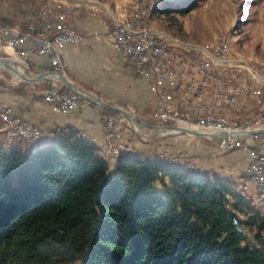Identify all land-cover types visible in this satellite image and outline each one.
<instances>
[{"label": "trees", "instance_id": "trees-1", "mask_svg": "<svg viewBox=\"0 0 264 264\" xmlns=\"http://www.w3.org/2000/svg\"><path fill=\"white\" fill-rule=\"evenodd\" d=\"M31 145L0 153V264H264L236 182L131 156L110 168L74 135Z\"/></svg>", "mask_w": 264, "mask_h": 264}, {"label": "built area", "instance_id": "built-area-1", "mask_svg": "<svg viewBox=\"0 0 264 264\" xmlns=\"http://www.w3.org/2000/svg\"><path fill=\"white\" fill-rule=\"evenodd\" d=\"M77 7L67 0H44L38 10L27 14L23 25L0 23V58L14 60L24 74H30L34 58H46L51 71L65 75L62 52L67 45L75 46L82 40V35L70 24ZM126 13L127 17L110 22L106 35L112 50L126 59L137 76L149 82V91L156 97V109L149 116L152 125L205 133H247L264 129V65H250L229 40H218L211 45L185 43L149 28L148 12L141 0H127ZM9 50L13 57L8 56ZM50 82L38 89V93L54 110L67 114L81 103L69 91L61 92L57 82ZM116 121L124 124L126 120L121 116L106 118V144L99 150L110 168L120 156L142 159L114 142ZM133 129L145 137L156 133L165 136L153 130ZM55 134L81 138L67 128L58 129ZM262 136L216 141L227 150H242L247 154L249 163L244 179L254 188V193L248 194L244 181L235 190L264 223V156L255 147V141ZM44 138L38 127L0 105V153L10 150L8 143L35 144ZM170 163L182 170H191L177 161Z\"/></svg>", "mask_w": 264, "mask_h": 264}, {"label": "crops", "instance_id": "crops-1", "mask_svg": "<svg viewBox=\"0 0 264 264\" xmlns=\"http://www.w3.org/2000/svg\"><path fill=\"white\" fill-rule=\"evenodd\" d=\"M7 7L0 9L2 20L12 26L24 22L22 7L14 6V3L8 4ZM83 12V8L77 7L70 21L71 26L82 35V40L75 46L67 45L62 52L65 76L78 87L112 105L122 108H128V106L138 109L150 108L154 112L156 97L149 91V82L137 76L126 59L114 52L110 46L106 35L107 26L110 24L109 20L100 16L95 10L82 15ZM7 53L10 57L14 56L11 50ZM48 71H51V68L46 58H34L32 60L29 71L31 75ZM35 86L38 87V83H35ZM33 87L31 86L32 89H35ZM35 90V92L21 94L9 92L0 95L1 106L9 107L16 116L35 125L45 134L43 140L32 144L30 147L35 148L38 145L51 144L56 139L55 131L64 128L80 134L82 139L98 150H101L106 144L105 120L108 117L107 111L83 102L69 113L64 114L54 110L39 95L38 89ZM33 96L40 99L36 100L32 98ZM114 118L117 119L118 117ZM182 138L188 141L189 148H194V154L193 151H191L192 154L188 152L190 155L187 157H192L190 163L196 165V170L225 179H234L235 176H238L237 179H239L242 176L241 179L234 180H237L238 185H242L244 181L243 184L247 185L248 194L254 193V188L244 179L249 163L248 156L244 151L233 150L230 153V150L222 147L216 140L199 139L190 135H180L174 139ZM114 142L123 145L132 154L143 151L137 141V133L126 123L119 124L116 121ZM151 145L155 147L156 144ZM8 146L9 148L17 147L9 143ZM255 147L264 156V136L255 141ZM206 155L209 157L224 156V171L215 169L213 164L209 163L211 161L206 159Z\"/></svg>", "mask_w": 264, "mask_h": 264}, {"label": "rangeland", "instance_id": "rangeland-1", "mask_svg": "<svg viewBox=\"0 0 264 264\" xmlns=\"http://www.w3.org/2000/svg\"><path fill=\"white\" fill-rule=\"evenodd\" d=\"M44 0H0V9L8 8V4L22 7V15L25 20L27 14L33 9L43 4ZM71 4H79L84 9V13L97 11L103 18L111 22L113 19L125 18L128 16L127 0H67ZM148 12L146 25L149 28L158 30L185 43H195L201 45H211L218 40H229L233 48L252 66L264 65V0H141ZM102 5V6H99ZM193 6L191 11L185 14H178L172 10H187ZM108 10H106V9ZM86 10V11H85ZM166 10H169L167 12ZM0 17V21H1ZM6 23V22H5ZM19 22L17 25H23ZM8 24V23H6ZM5 72L0 68V95L2 93H27L35 92V89L44 88L50 82L27 83ZM52 82L59 81L52 80ZM51 83V82H50ZM33 84V85H31ZM27 86V87H26ZM31 86H34L32 89ZM32 98L36 99L35 96ZM37 99H40L39 97ZM36 99V100H37ZM140 120L148 124L153 121L149 117L153 115L150 108L138 109L128 106L123 108ZM119 117V115L117 116ZM125 123L134 128L128 119ZM148 132V131H146ZM136 133V132H135ZM158 133L145 137L140 132L137 133V141L143 149L138 155L142 159L154 158L168 162L177 161L188 166L191 170L196 168L187 157L194 148H189L185 138L174 139L172 137H161ZM165 138V139H162ZM156 144L153 147L151 144ZM150 146L147 147V145ZM147 147V149H146ZM153 147V148H152ZM233 150L229 152L232 153ZM192 154V152H191ZM194 154V151H193ZM210 160L215 169L224 171V156H205ZM202 158V157H201ZM203 159V158H202ZM196 170V169H195ZM235 176L234 179H237ZM242 176L239 178L241 179ZM229 179L232 182L237 180ZM237 183V182H236ZM238 185V184H237ZM158 188V187H157Z\"/></svg>", "mask_w": 264, "mask_h": 264}, {"label": "water", "instance_id": "water-1", "mask_svg": "<svg viewBox=\"0 0 264 264\" xmlns=\"http://www.w3.org/2000/svg\"><path fill=\"white\" fill-rule=\"evenodd\" d=\"M0 68L9 72L11 75L19 78L21 81L27 82V83H38V82H42V81L49 80V79L59 81L71 94L77 96L82 101L92 104L104 111L115 113L123 117L124 119H128L134 127L140 130H153L156 132H162L164 133L165 136L190 135V136H193L199 139H215V140L252 137L255 135L264 134V129L254 130V131H250L247 133H243V132L205 133V132H201V131L194 130V129H188V128H177V127H170V126L152 125V124L146 123L143 120H140L136 116L132 115L131 113L123 109L122 107L112 105L108 102H105L102 99L97 98L91 93L75 85L65 75L61 73H58L55 71H48V72H44L38 75L24 74L18 70L17 63L10 58H0ZM169 131H175V133L174 134L168 133Z\"/></svg>", "mask_w": 264, "mask_h": 264}]
</instances>
